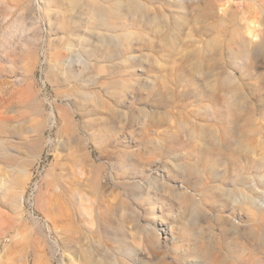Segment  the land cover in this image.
<instances>
[{"label":"rangeland","instance_id":"rangeland-1","mask_svg":"<svg viewBox=\"0 0 264 264\" xmlns=\"http://www.w3.org/2000/svg\"><path fill=\"white\" fill-rule=\"evenodd\" d=\"M0 264H264V0H0Z\"/></svg>","mask_w":264,"mask_h":264},{"label":"bare ground","instance_id":"bare-ground-1","mask_svg":"<svg viewBox=\"0 0 264 264\" xmlns=\"http://www.w3.org/2000/svg\"><path fill=\"white\" fill-rule=\"evenodd\" d=\"M253 19V18H252ZM252 21H254V20H252ZM255 23V22H254ZM250 32V31H249Z\"/></svg>","mask_w":264,"mask_h":264}]
</instances>
